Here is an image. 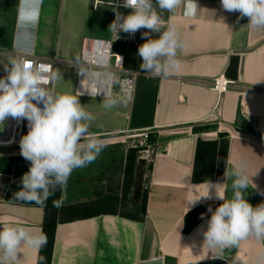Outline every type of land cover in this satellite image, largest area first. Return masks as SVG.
<instances>
[{
  "label": "crops",
  "instance_id": "0c3cea01",
  "mask_svg": "<svg viewBox=\"0 0 264 264\" xmlns=\"http://www.w3.org/2000/svg\"><path fill=\"white\" fill-rule=\"evenodd\" d=\"M106 3L111 0H0V52L7 53L0 56V64L8 65L22 55L55 58L53 72L59 77L55 90L74 94L75 64L83 39L110 37L114 13ZM197 4L196 17L186 16L182 7L164 14L166 24L175 26L184 43L178 70L160 78L140 77L133 102L123 101L112 110L104 109L103 99L79 97L95 117L89 131L103 141L128 133L158 134L152 163L137 168L147 194L144 219L129 218L140 211L132 184L121 199L77 198L66 187L61 208L95 206L57 224L51 264L213 260L202 249V233L211 217L209 207L214 211L223 201L212 190L211 199L202 198L188 212L186 202L205 194V181L224 182L225 170L230 171L241 158L248 161V174L256 185L254 189L250 182L245 198L253 206L264 202L260 194L264 192V31L250 28L248 18L239 19V12L225 11L220 0H197ZM117 50L127 69L146 72L140 68L137 48ZM5 75L0 71V77ZM221 76L230 86L219 97L211 86ZM218 101L221 124L203 123ZM29 166L21 154L0 153V225L38 232L47 215L46 203L41 206L13 196ZM231 184L232 179H227L223 186L227 199L233 196ZM108 197L113 200L109 202ZM199 209L203 213L198 224L186 233V215ZM23 252L18 264H38L39 252L27 248ZM236 257L239 264H264V238L241 241L237 249L225 250L222 260L233 264Z\"/></svg>",
  "mask_w": 264,
  "mask_h": 264
},
{
  "label": "clouds",
  "instance_id": "9594fccd",
  "mask_svg": "<svg viewBox=\"0 0 264 264\" xmlns=\"http://www.w3.org/2000/svg\"><path fill=\"white\" fill-rule=\"evenodd\" d=\"M220 3L227 12H239V19L247 17L250 28L264 31V0H220ZM110 6L115 13L108 28L113 41L120 38L121 32L134 36L140 29L147 30L142 33L145 42L138 48L141 69L165 77L180 68L178 54L184 43L175 26L166 24L164 14L182 7L186 16L196 17L200 11L197 0H123L118 6L111 0ZM118 7L131 11L124 15ZM153 34L159 35L153 38ZM4 68L6 75L0 77V126L8 117L28 121V132L20 140V154L30 166L13 196L43 206L57 190L66 188L74 170L94 162L105 147L103 140L89 131L95 117L85 110L79 97L88 94L95 99L102 94L104 109L118 108L123 103L113 91L118 79L106 68L93 71L79 67L78 72L84 76L81 82L84 91L73 94L55 90L59 77L51 71L50 64L20 58L9 60ZM248 167V161L241 158L230 171L225 170L224 182L205 181V194L186 202L188 212L202 198L211 199L212 190L215 198L223 201L214 211L209 207L211 217L202 233V249L211 253L209 258L223 259L225 250L237 249L241 241L264 238V202L253 206L245 198L250 182L256 188ZM227 179H232L231 199L224 194ZM63 202V197L53 200V207L59 208ZM46 244L47 236L42 230L33 232L19 225H0V264H18L25 248L39 252ZM44 261L45 257H38V264ZM233 264H239V257Z\"/></svg>",
  "mask_w": 264,
  "mask_h": 264
},
{
  "label": "built area",
  "instance_id": "2783aa9c",
  "mask_svg": "<svg viewBox=\"0 0 264 264\" xmlns=\"http://www.w3.org/2000/svg\"><path fill=\"white\" fill-rule=\"evenodd\" d=\"M123 0H114L113 4L122 5ZM98 5V1L96 2ZM106 5L110 6V3H106ZM112 7V6H110ZM113 8V7H112ZM118 11L122 14L127 15L131 11V9H127L124 7H118ZM114 13V11H113ZM115 19V13L113 20ZM145 29H140L137 31L134 36H129L126 33L121 32L120 38L113 41L112 33L108 39L101 38H84L81 45V51L79 58L75 64L76 66V79H75V91H84L82 87V80L84 76L80 74L77 70L79 67H83L85 69L93 70V71H101L103 69H108L113 72L118 79V84L114 87L113 91L117 93L122 101L127 103L133 102L136 90H137V81L140 77H155L160 78V76H154L150 73L146 72H138L134 70H129L125 67V58L124 56L118 52V48L120 47H133L139 48L141 44H143L142 33ZM7 53L0 52V56H6ZM122 58L120 63V58ZM23 58L29 61L42 62L51 65V71L54 70V63H56L55 58L53 59H41L35 56L22 55L18 59ZM230 86L229 81L225 80L223 76L214 79L212 82L211 89L214 90L219 97L222 94L228 91ZM80 97L93 99L90 95L85 94ZM95 99H103V95H97ZM220 100V99H219ZM203 123H217L221 124L220 121V101L217 102L213 112L208 115L202 121ZM28 121L20 120L18 121L15 118L8 117L4 122L2 128H0V153H8L11 155H19L20 154V140L21 138L27 134V126ZM152 132H144V133H128L125 134V138L131 139L132 145L130 148H136L135 138L137 137H148ZM263 146L264 153V142L261 143ZM143 146V145H141ZM148 149V148H147ZM146 152V151H145ZM154 151L150 152L147 150L146 159L144 162H148V165L152 163V156L154 155ZM148 176V175H147Z\"/></svg>",
  "mask_w": 264,
  "mask_h": 264
},
{
  "label": "rangeland",
  "instance_id": "374dc122",
  "mask_svg": "<svg viewBox=\"0 0 264 264\" xmlns=\"http://www.w3.org/2000/svg\"><path fill=\"white\" fill-rule=\"evenodd\" d=\"M0 71H5L4 64H0ZM157 136L158 134L154 132L146 138H135L136 148H130L133 140L125 138V136L103 141L105 147L97 159L88 166L78 168L71 173L66 185L68 193L73 191L72 194L75 197L84 199H98L108 195L121 199L125 193V170L128 159L131 154H134L136 164L131 188L132 192L134 189L137 192L134 202L140 208V196L144 193L145 188L140 183L142 172H138L137 168H144L145 163L148 165V162L144 163L147 156L146 152L147 150L156 152ZM126 212L130 213V209L126 208Z\"/></svg>",
  "mask_w": 264,
  "mask_h": 264
},
{
  "label": "trees",
  "instance_id": "16d2710c",
  "mask_svg": "<svg viewBox=\"0 0 264 264\" xmlns=\"http://www.w3.org/2000/svg\"><path fill=\"white\" fill-rule=\"evenodd\" d=\"M136 164V157H134V154H131L128 159V163L125 170L126 175V187L125 192H127L130 189L132 178L134 174ZM61 190H57L53 196H51L44 207V211L47 214L43 223L42 231L47 236V244L46 246L39 251V256L45 257L44 264H51L52 254H53V248H54V238H55V230L57 227V224L59 222H68L72 221L71 217H69L71 214L77 215L81 214L83 212L90 211L95 204L90 205H74L69 208H55L53 207V200L61 199ZM146 199L147 194L146 191L141 196V203H140V211L134 212L132 215H130V219L135 221H142L145 217V211H146ZM109 202L113 200V198L108 197L107 199ZM203 213V209L196 210L192 213H189L185 217V232H190L197 224H198V218Z\"/></svg>",
  "mask_w": 264,
  "mask_h": 264
},
{
  "label": "water",
  "instance_id": "95a60500",
  "mask_svg": "<svg viewBox=\"0 0 264 264\" xmlns=\"http://www.w3.org/2000/svg\"><path fill=\"white\" fill-rule=\"evenodd\" d=\"M198 264H228V263L222 259H213L209 261H203Z\"/></svg>",
  "mask_w": 264,
  "mask_h": 264
}]
</instances>
